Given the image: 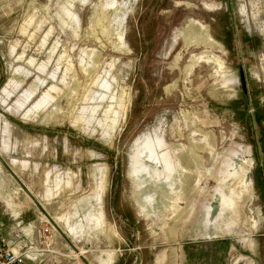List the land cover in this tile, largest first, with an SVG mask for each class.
Instances as JSON below:
<instances>
[{
	"label": "rangeland",
	"instance_id": "obj_1",
	"mask_svg": "<svg viewBox=\"0 0 264 264\" xmlns=\"http://www.w3.org/2000/svg\"><path fill=\"white\" fill-rule=\"evenodd\" d=\"M21 209L71 263L264 264V0H0Z\"/></svg>",
	"mask_w": 264,
	"mask_h": 264
},
{
	"label": "crops",
	"instance_id": "obj_2",
	"mask_svg": "<svg viewBox=\"0 0 264 264\" xmlns=\"http://www.w3.org/2000/svg\"><path fill=\"white\" fill-rule=\"evenodd\" d=\"M8 200H6L7 204L10 205L11 202ZM22 210H19L17 215L10 213L8 217L3 219L0 216L1 234L7 238L9 245L13 247H31L32 249H37L42 246L41 227L33 219L24 222L21 214ZM52 237V245L55 250L59 252L64 251L66 246L58 239L55 231H53ZM34 255H36V264H79L77 262L71 263V256L69 254L56 255L54 253L36 252Z\"/></svg>",
	"mask_w": 264,
	"mask_h": 264
},
{
	"label": "built area",
	"instance_id": "obj_3",
	"mask_svg": "<svg viewBox=\"0 0 264 264\" xmlns=\"http://www.w3.org/2000/svg\"><path fill=\"white\" fill-rule=\"evenodd\" d=\"M42 246L37 249L31 247H13L9 245V241L1 234L0 224V264H36V252L54 253L56 255H63L62 252L55 250L52 243L53 230L49 227H41ZM33 255V256H32Z\"/></svg>",
	"mask_w": 264,
	"mask_h": 264
},
{
	"label": "bare ground",
	"instance_id": "obj_4",
	"mask_svg": "<svg viewBox=\"0 0 264 264\" xmlns=\"http://www.w3.org/2000/svg\"><path fill=\"white\" fill-rule=\"evenodd\" d=\"M202 33V32H201ZM202 35V34H201ZM185 150V149H184ZM141 163V162H140ZM142 164V163H141ZM139 167V166H138ZM137 167V168H138ZM140 168V167H139ZM140 172V171H139ZM188 177H189V175H188ZM187 178V177H186ZM244 210V209H243ZM175 215V214H174ZM248 217V219H249V217H251V215L249 214V211L247 210L246 211V218ZM241 219V218H240ZM242 220V219H241ZM235 221V220H234ZM110 259H112V258H110ZM110 259H108L107 260V262L105 263V264H110V262H111V260ZM164 264V263H163Z\"/></svg>",
	"mask_w": 264,
	"mask_h": 264
},
{
	"label": "water",
	"instance_id": "obj_5",
	"mask_svg": "<svg viewBox=\"0 0 264 264\" xmlns=\"http://www.w3.org/2000/svg\"><path fill=\"white\" fill-rule=\"evenodd\" d=\"M7 166V165H6ZM11 174H13L14 175V173L11 171Z\"/></svg>",
	"mask_w": 264,
	"mask_h": 264
}]
</instances>
